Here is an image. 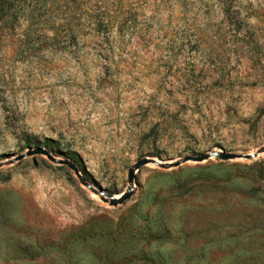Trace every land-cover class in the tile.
<instances>
[{"label": "rangeland", "instance_id": "rangeland-1", "mask_svg": "<svg viewBox=\"0 0 264 264\" xmlns=\"http://www.w3.org/2000/svg\"><path fill=\"white\" fill-rule=\"evenodd\" d=\"M263 146L264 0H0V264H264Z\"/></svg>", "mask_w": 264, "mask_h": 264}, {"label": "water", "instance_id": "water-1", "mask_svg": "<svg viewBox=\"0 0 264 264\" xmlns=\"http://www.w3.org/2000/svg\"><path fill=\"white\" fill-rule=\"evenodd\" d=\"M260 151H264V146L260 149ZM260 151H258L255 155H257ZM38 153L45 154L49 159H51L53 161L56 160V158L53 155H51L47 150H45L44 148H41V147L32 149L28 152V154H38ZM210 155L211 154H203L200 156L186 157V158H184V160H188V159L203 160V159L209 158ZM218 156L220 159L229 160V159H233L236 157H242V156L251 157L252 154L239 155V154H235V153H231V152H220L218 154ZM149 160H151V158H148V157L140 158L139 160H137V162L135 163L134 166L129 168V170H128V181L131 184L135 178V169L142 167L144 164L149 162ZM59 163L68 165L71 169H73L75 171L76 174H79L78 173L79 172L78 167L72 161H70L68 159H60ZM179 163L180 162L177 161V162H175L174 165H178ZM131 195H132V190H128V191L121 193L118 197L109 196V197H104L103 200L106 202H109L110 205L115 206L117 204L123 203Z\"/></svg>", "mask_w": 264, "mask_h": 264}]
</instances>
